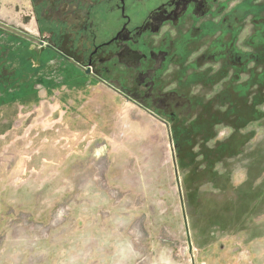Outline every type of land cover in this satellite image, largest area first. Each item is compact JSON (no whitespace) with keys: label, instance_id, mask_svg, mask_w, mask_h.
<instances>
[{"label":"rangeland","instance_id":"1","mask_svg":"<svg viewBox=\"0 0 264 264\" xmlns=\"http://www.w3.org/2000/svg\"><path fill=\"white\" fill-rule=\"evenodd\" d=\"M39 99L0 108V264H264V115L189 165L102 85Z\"/></svg>","mask_w":264,"mask_h":264},{"label":"flooded vegetation","instance_id":"2","mask_svg":"<svg viewBox=\"0 0 264 264\" xmlns=\"http://www.w3.org/2000/svg\"><path fill=\"white\" fill-rule=\"evenodd\" d=\"M2 8L37 34L0 23V108L102 85L167 123L189 165L200 142L208 156L220 129L239 137L264 115V0H0Z\"/></svg>","mask_w":264,"mask_h":264},{"label":"water","instance_id":"3","mask_svg":"<svg viewBox=\"0 0 264 264\" xmlns=\"http://www.w3.org/2000/svg\"><path fill=\"white\" fill-rule=\"evenodd\" d=\"M7 14H8V11L6 10V8L5 9H0V23H3V24H6V25H9V26H11V27H13V28H15V29H17V30H19V31H21V32H23V33H26V34H29V35H31V36H36V34H37V32L36 31H34V30H32V29H30L29 27H26V26H24V25H22V23H14V22H12V20H10L8 17H7ZM24 18V17H23ZM148 113H150L151 115H153L152 114V112L151 111H148V110H146ZM154 116V115H153ZM155 117V116H154ZM164 123V122H163ZM166 126H168V124L167 123H164ZM171 138V137H170ZM170 146H171V148H173V150H172V153L173 154H175V149H174V144H173V141H172V139H170ZM176 147V146H175ZM176 161V160H175Z\"/></svg>","mask_w":264,"mask_h":264},{"label":"crops","instance_id":"4","mask_svg":"<svg viewBox=\"0 0 264 264\" xmlns=\"http://www.w3.org/2000/svg\"><path fill=\"white\" fill-rule=\"evenodd\" d=\"M44 95H45L44 92H40V94H39L40 97H42V96H44Z\"/></svg>","mask_w":264,"mask_h":264}]
</instances>
